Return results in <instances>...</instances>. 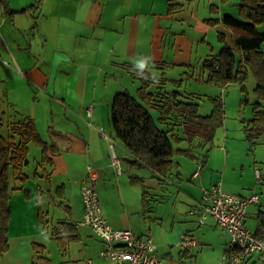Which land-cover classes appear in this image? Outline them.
<instances>
[{
	"label": "crops",
	"instance_id": "1",
	"mask_svg": "<svg viewBox=\"0 0 264 264\" xmlns=\"http://www.w3.org/2000/svg\"><path fill=\"white\" fill-rule=\"evenodd\" d=\"M5 1L6 6L0 8V103L16 109L14 123L34 119L52 162L45 168L46 180L39 181L38 172L29 174L24 190L13 194L10 249L0 264H34L40 250L48 259L42 263L53 264L50 256L55 246L63 258L60 264H115L101 257L103 241L81 224V186L88 166L98 171L97 189L108 223L115 229H130L138 238H152L158 245L161 264H220L229 241L227 232L211 218L200 225L198 212L203 189L219 182L225 192L241 198L259 196L260 201L248 209L246 225L264 237V228L260 229L264 219V138L252 147L244 133L232 138L225 130L217 133L218 144L210 149L198 139H190L182 119L169 113L171 122L179 126L166 128L173 129L174 139L185 140L187 147L175 148L176 167L171 175L162 177L148 167L133 166L131 154L120 141L116 147L121 161L118 173L112 165L109 143L99 131L111 125L107 109L120 87L139 97L140 88L147 82L150 91L158 92L155 80L163 78L164 91L171 93L166 97L171 99L176 91L171 88L180 87L182 92L185 80L196 83L202 77L200 80L205 81L207 76L199 75L194 59L197 56L204 61L219 54L224 46L219 35L232 45L233 33L222 24V18L234 14V7L225 13L221 0H177L184 6L172 14L169 4L176 0ZM213 19L220 22L211 26L208 21ZM215 40L219 48L212 46ZM144 57L150 60L141 69L137 62ZM97 91H101V98ZM91 92L93 99L89 102L87 94ZM184 93L194 97L200 115L212 113V107H200L201 92ZM58 94L61 98L53 101ZM40 95L52 96L46 113L62 111L61 121L50 118L48 124L42 117ZM26 98L32 101L30 112L23 111ZM152 110L161 116L160 111ZM40 123L47 129L45 134ZM113 137L111 134L115 141ZM258 146L262 155L255 151L253 159L246 157L245 153ZM209 149L212 152L208 153ZM180 150L190 151L186 154ZM177 154L185 159L176 162ZM43 155L42 151L41 161ZM73 155L82 164L75 171L65 159ZM61 164L73 173L55 190L52 179ZM199 164L202 169L195 177ZM257 168L263 170L261 180L256 176ZM50 197L64 209L66 218L53 214L46 224L44 210ZM59 222L73 224L70 232L75 238H69L65 245L51 236L52 227ZM184 235L192 242L189 247L180 245ZM243 264H264V254L251 255Z\"/></svg>",
	"mask_w": 264,
	"mask_h": 264
},
{
	"label": "trees",
	"instance_id": "2",
	"mask_svg": "<svg viewBox=\"0 0 264 264\" xmlns=\"http://www.w3.org/2000/svg\"><path fill=\"white\" fill-rule=\"evenodd\" d=\"M34 1L41 4L44 0ZM224 1L221 0L222 3ZM5 6L6 1L0 0V8ZM183 6L182 2L176 0L169 4V13L174 14ZM238 8L240 18L232 14H225L222 18V24L233 33L232 45H227L224 35H219L224 46L219 54L210 55L205 60L204 68L207 72V82L222 88L230 84H240L246 94L249 74H253L256 99L251 104L252 116L244 132L246 140L255 147L264 135V0H240ZM219 22L213 19L209 20L208 24L216 26ZM155 84L158 85V92L150 91L147 82L140 88L139 97L128 92L117 93L113 100L110 121L114 137L131 154L130 162L133 166L148 167L158 176L167 177L176 167L175 134L173 129L162 128L159 124L167 127L179 126L178 123L171 122L173 119L169 117V113L176 115L182 119L181 125L185 127V133L190 139H198L202 146H209L211 149L215 146L217 129L223 125L225 107L221 98H216L212 113L202 116L192 95L176 91L170 99L166 94L171 93L164 91L166 81L158 78ZM249 103L248 98L242 102L244 106ZM151 109L160 111L159 123L155 121ZM9 130L7 136L0 131V259L10 249L13 194L17 190H24V184L29 179L25 169L29 165L30 145L43 147L44 153L47 146L32 118L12 123ZM189 151L180 150L186 154ZM208 153L204 155V159L208 158ZM191 156L199 158L197 155ZM47 161L52 162V159L45 153L42 164ZM14 181L20 182L21 186H13ZM144 194H147L146 190ZM47 222L45 221L49 224ZM72 225L69 222H59L52 227L51 236L60 239L61 244L65 245L69 238H75L70 232ZM263 228L262 218L260 229ZM255 235L264 240L259 233ZM43 253L42 250L37 251V261L34 264H38L39 260H48Z\"/></svg>",
	"mask_w": 264,
	"mask_h": 264
},
{
	"label": "built area",
	"instance_id": "3",
	"mask_svg": "<svg viewBox=\"0 0 264 264\" xmlns=\"http://www.w3.org/2000/svg\"><path fill=\"white\" fill-rule=\"evenodd\" d=\"M100 133L109 142L112 155V165L118 173L121 172V161L116 153L115 141H111L106 130ZM202 165L194 173L198 177ZM256 176L261 180L263 170L256 169ZM98 171L88 166L86 177L82 182L81 196L84 206L83 226L90 227L103 241L101 257L113 261L115 264H161L162 258L158 252V245L152 238H138L130 229H115L106 220L100 201L97 185ZM260 198L253 194L249 198H241L223 190L222 182L211 188L203 189L200 203L199 224H206L208 219L216 221L218 226L226 230L229 241L220 264H243L251 255L264 254V240L259 239L246 225L248 209L258 203ZM192 244L188 235L182 237L183 247Z\"/></svg>",
	"mask_w": 264,
	"mask_h": 264
},
{
	"label": "rangeland",
	"instance_id": "4",
	"mask_svg": "<svg viewBox=\"0 0 264 264\" xmlns=\"http://www.w3.org/2000/svg\"><path fill=\"white\" fill-rule=\"evenodd\" d=\"M18 4H21L22 2H20L21 0H13L12 2H16ZM31 2V0H25V2ZM34 1V0H32ZM35 2V1H34ZM240 3V0H225L223 3L221 2V6H223V12L227 13V11L232 12L233 11V7L234 9H236V11H233L234 14L232 13L233 16H235L236 18L239 17V8L238 5ZM219 5V6H220ZM240 18V17H239ZM1 19V16H0ZM29 19V16H28ZM212 38V37H210ZM216 48H219L217 40L213 41V45ZM223 47V46H222ZM222 47L220 48V50L222 49ZM220 50L216 49V52H220ZM204 61H200V59L197 58V56L194 59V65L196 66V68H198L199 75L200 76H207L206 70L204 68ZM198 66V67H197ZM202 77H199L198 81L199 82H192V80H185L184 84L182 85V92L180 91V87H172L171 91L176 90L177 92H181L184 94L185 91L187 92H201V97L202 99L199 100L198 102H200L199 104H201V108L203 110V108L206 107H212V110L214 109V99L216 98H221V100L224 103V107H225V119L223 122V125L221 127H219L217 129V133L219 132V134L226 132L225 130H228V132L230 133V136L232 138H235V134H242L244 132V128L248 125L247 123L249 122L251 115H252V111H253V107L251 106V104L255 101L256 99V94H255V79L253 74L250 72L249 74V78H248V82L246 84L247 86V91L248 93H244V91L242 90V87L240 86V84H230L228 85L226 88H222L220 86H216L214 84H211L209 82H207V78H205V81H201ZM203 79V78H202ZM137 85H139V83L137 82ZM131 89H134L131 88ZM137 89V88H136ZM135 90V89H134ZM175 91V92H176ZM97 95L98 98H101V91H97ZM119 92H127V90L123 89V87H120L119 89H117L115 95ZM43 94V93H42ZM114 95V96H115ZM132 95H136L135 93H132ZM247 95V96H246ZM89 96V102L93 99V93H88L87 97ZM47 96V98H45V96H41L40 95V108H39V113L42 114V117L44 116L45 119H48V124L50 122V118H55L56 123L61 121L64 116H63V112L62 111H57L56 109H54V115L51 114V110L48 111V113H46V110L48 109V104H50V100L51 97ZM86 97V98H87ZM61 98V96L58 94L56 95V97H53V101H55V99ZM248 98L249 99V104L248 105H243L242 102L244 99ZM56 99V101H57ZM114 99V97H113ZM111 105L110 108L107 109V115H108V120H110V116H111V108L113 105V100L111 101ZM30 104H32V101H30V99H24V105L25 108L23 109V111L25 112H30ZM0 105L2 106V108H0V131L3 135L7 136L10 132L9 128L11 126L12 123H14V120H16V116L18 114V112H16V109L12 108V107H6V103L2 102L0 103ZM19 111V110H18ZM200 111V110H199ZM155 119V121H157V123H159L158 119H159V114L158 112H154V110H152L151 113ZM27 119H24L19 121V122H24ZM227 124V126H226ZM162 128H166L165 125H161L159 124ZM45 125H43L42 123H40V127L42 129V132H44L45 134V129L44 128ZM104 129V128H103ZM106 132L108 137L111 139V141H114L111 138V134H114L113 132V128L111 125H107L106 126ZM216 133L215 136V143L216 145L218 144V135ZM243 135V134H242ZM45 136V135H44ZM45 138V137H44ZM115 139V147H117L118 141L115 137H113ZM246 137H244L245 139ZM262 138H264V135L261 137V139H259L258 144H260V142L262 141ZM185 140L179 142L174 140V144H175V148H180V149H184L186 148L187 144L186 142H184ZM248 141V140H247ZM249 142V141H248ZM109 143V142H108ZM120 143V142H119ZM250 143V142H249ZM256 144V146L258 145ZM256 149V150H255ZM252 151H248V153H245L246 157L253 159L254 155H255V151H258L259 155H262V150L261 146H258L257 148H255ZM42 151H43V156H45L44 150L37 146L36 144H31L30 145V153H29V165L26 167V173L29 174H38V178L39 181L44 179L46 180L45 176V168H48V161L45 164H42L41 161V156H42ZM212 152V151H210ZM47 154V153H46ZM236 155V153H235ZM244 156V154H243ZM48 157V154H47ZM66 161L69 162L68 166L70 167L71 170L80 168L82 166L79 157L77 156H70V157H65ZM69 159V160H68ZM185 159L184 155H176V162H181ZM125 164H127L128 167L129 164L125 161ZM68 166L65 165H60L59 166V172L53 177L52 179V185L54 186V189L56 190L57 186L62 184L64 181V179H66L67 177L71 176L70 174L72 173H68V171L66 170V168L68 169ZM36 171V172H35ZM20 182H15L13 183V186H17ZM14 194H16V191L14 192ZM59 200V199H57ZM66 204V203H65ZM74 206V205H73ZM45 215H44V219L46 221H51V217H53V214H59V218L64 219L66 218V214L64 213V209H62V207L59 205V203H55V199H52L50 197V204L48 209L45 208ZM48 211L51 212V216L48 217ZM57 246H55L54 248V252L52 253L51 259L53 260V264H60L62 263V256L61 253H59V251L57 250L58 248H56ZM48 257V252L45 254ZM38 264H43L42 260H39Z\"/></svg>",
	"mask_w": 264,
	"mask_h": 264
},
{
	"label": "clouds",
	"instance_id": "5",
	"mask_svg": "<svg viewBox=\"0 0 264 264\" xmlns=\"http://www.w3.org/2000/svg\"><path fill=\"white\" fill-rule=\"evenodd\" d=\"M150 60V57H144L143 59H140L138 62H137V66L141 69H143L145 67V64L147 61Z\"/></svg>",
	"mask_w": 264,
	"mask_h": 264
}]
</instances>
